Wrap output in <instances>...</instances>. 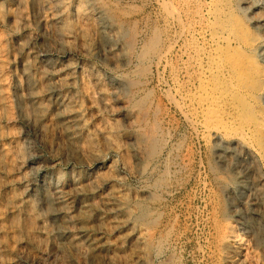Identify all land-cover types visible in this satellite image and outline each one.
<instances>
[{"label":"rangeland","instance_id":"1","mask_svg":"<svg viewBox=\"0 0 264 264\" xmlns=\"http://www.w3.org/2000/svg\"><path fill=\"white\" fill-rule=\"evenodd\" d=\"M85 1L65 0L64 11V0H0V264H90L88 254L56 237L44 193L50 186L65 190L72 181H102L113 174L122 181L127 217L133 221L140 211L145 220L133 226L146 233L142 246L108 228L113 264H229V257L236 264H264V251L253 246L243 225L247 205L236 198L250 191L255 177L230 181L218 171L211 140L202 139L197 126L207 116L225 118L232 100L240 105L242 96L227 84L239 58L264 68V32L252 26V19L264 18V0ZM96 11L119 29L122 40L106 31V42H85L91 24L98 23ZM59 16L63 21L52 24ZM217 35L229 41H215ZM113 44L128 48L118 51L123 61L118 53L102 51ZM43 50L50 54L46 66L73 67L70 96L83 109L93 106L86 118L113 130L111 137L94 133L88 147L80 135L70 150L63 145L44 103L35 99L41 66L34 56ZM258 98L246 100L237 122L264 111V93ZM125 143L134 158L122 154ZM90 150L104 157V168L95 170ZM95 258L104 264L100 255Z\"/></svg>","mask_w":264,"mask_h":264},{"label":"bare ground","instance_id":"2","mask_svg":"<svg viewBox=\"0 0 264 264\" xmlns=\"http://www.w3.org/2000/svg\"><path fill=\"white\" fill-rule=\"evenodd\" d=\"M78 1L81 2V1H85V0H78ZM162 1H164V0H162ZM86 4H87V1H85L82 5H86ZM70 5H71V3H70ZM76 6L78 9V5H76ZM256 6L250 5L249 8H252V7L254 8ZM65 7L66 6H65V0H64V4L62 6L64 11H65ZM64 14H66V13L64 12ZM72 14H73V12H72ZM96 14H99V20H97L98 23H93V24L90 23L92 26V28L90 29L91 34H90V37L85 39V42H89V43H90V41L96 42V40H98V41L101 40L103 43L106 42L105 41L106 35L104 34L106 31H110V33L112 31L114 38H116L115 40L116 41L119 40L122 37V35H120V33H119V29H117L113 24H111L109 21L104 19L101 16L100 12L96 11ZM62 18H63V16H59V18H57V17L54 18L52 24H54V25H56L58 23L60 24V22L63 21ZM95 19H97V18H95ZM252 20H253V22H252L253 28L264 32V18H255ZM219 30L222 31L221 29H219ZM107 33H109V32H107ZM220 34H221V32H220ZM229 34H227V36ZM233 34H236V33H234V31H233ZM73 36H74V34H73ZM75 36H74V39L77 38V36L76 37ZM96 36L98 39L96 38ZM232 37H234V36H232ZM213 39L215 41H221V40H226V39H227V41H229V37L224 38L222 35L221 36L217 35L216 37H213ZM121 40H122V38H121ZM241 43H242V45L244 44L245 47H249V43H247L243 40H241ZM97 45H99V44H97ZM238 45H239V41H238ZM122 46L120 44H113L112 47L107 46L106 49H104L102 51L105 53V55L106 54L113 55L115 53L117 54L118 51H120L121 49L127 48L124 45H122ZM130 47L131 46H129V48ZM228 51H230V50H228ZM164 52L166 53L167 51H164ZM231 52H232V50H231ZM246 52H247V50H246ZM226 54H228V53L226 52ZM226 54H225V56H226ZM49 55L50 54L46 50H43V51L36 53L34 56L36 64H40V66H41V67H38L39 70L36 72V74H39V76H40V77H36V78H40V85H39V92H38L39 94L35 99L37 101L40 100L42 103H44L43 105L45 106V110H46L45 112L48 114L49 121H51V125H53L56 128L55 131H57L58 134L60 135V140L62 141L63 145L65 146V144H66L70 150L71 147H73L72 146L73 140L77 136H80V135L83 137H87L85 142L88 143V147L91 144V139H93L92 135L94 133L102 135V136L111 137L113 134V132H112L113 130L110 131L108 128L107 129H105V128L99 129V128L95 127V125L93 123L94 121L92 122L91 120H88L86 118L85 113H88V111H93V106L87 108V110L83 109L84 107L82 108L80 105L75 103L74 99L70 96L71 92H73V89H74L73 83L75 82L76 74H77L74 71L73 67L64 65V66H54L51 68L50 65L46 66L45 59ZM118 55L119 56H118L117 60L119 62L123 61V57L121 56V54L118 53ZM161 55H163V54H161ZM54 56H56V55H54ZM164 57H165V55H164ZM235 57H237V56H235ZM115 58H117V57H115ZM232 58H231V60H232ZM241 59H242V57H241ZM245 60H246V58H245ZM167 61H168V59H167ZM242 61H241V63H242L241 64L240 58H239V60H237L238 68L236 66V68H237V70L235 72L236 77L233 74V72L232 73L230 72L231 74H233L232 77L233 76L234 77L233 78L230 77L228 80V83H227L228 87L230 89H232L233 92H238L242 96V98H243V99L241 98L242 101H241V99H239L240 101H238V103H240L241 106L237 103H236L237 104L236 105L235 101L232 100V103L234 104L233 108H228V110H227L228 113L225 114V116H226L225 118H222L221 120H216V119H212L209 116H207L203 119L201 118L203 120V122L199 123L200 125H197V126L199 127V130H200L199 133L201 134L202 139L205 138L206 140H211V143H212V151H211L212 163L218 168V171L220 170V171L224 172L225 174H227V176H229L230 181H234V178L244 180L250 176L255 177V181L251 185L250 191L246 194L242 193V191H240L239 195H237L236 198L239 199L237 202L238 204L239 203L240 204L245 203L247 205V209L244 210L245 214H244L243 225L253 235V246L260 249L261 251L262 250L264 251V111L260 110V112L258 113L259 109H257L258 114L256 116H254L253 114H251L250 116L247 115V118L241 122H239V121L237 122V119H236L237 117L242 115V113L245 111L247 99L258 100L259 99L258 97L264 93V68H263V66L253 62V60H251V59L246 60L245 62H242ZM31 62H32V60H31ZM67 62H68V60H67ZM217 63H218V61H217ZM54 68L56 69V71H53ZM221 69H223V68H221ZM218 70H220V69H218ZM215 71H216V69H215ZM234 71H235V69H234ZM213 72H214V70H213ZM83 73H85V71ZM86 73L89 74V71H87ZM210 75H212V73ZM224 77H225V75H224ZM80 78H81V76H80ZM90 79H92V78H90ZM37 81H39V80H37ZM96 81L101 82V80L98 78H96ZM222 83H224V82H222ZM38 84H39V82H38ZM116 84L119 85V88L121 91L124 90V88L122 86L123 84H121L120 82L116 83ZM130 87H132V86H130ZM224 87H225V85H224ZM108 90H109V88H108ZM218 90H220V89H218ZM117 93H118V90H116V94ZM97 94L99 96H103L101 92H98ZM238 97H237V99H238ZM78 100H79V98H78ZM104 100L106 101L105 103L109 102V100L106 97H104ZM172 101L175 103V105L177 107L182 108V107H180V105L177 103L176 100H172ZM42 103H41V105H42ZM251 104H248V105H251ZM87 105H88V103H87ZM106 109H108V108H106ZM217 110H219V109H217ZM224 111H226V110H224ZM219 114H220V112H219ZM184 116H185L184 117L185 120L188 121L186 115H184ZM42 119H44V118H42ZM189 119H191V118H189ZM193 123L195 125V123H197V122L194 121ZM99 126H101V125H99ZM151 139H152V137H151ZM109 140L112 142V143H110V145L114 146L115 145L114 144V142H115L114 138H111ZM82 141H84V139ZM206 143H208V142H206ZM154 145H152V148L154 147ZM122 147H123L122 148V152H123L122 154L129 157V159L134 158V153L132 152L133 149L128 146V143H125L124 146H122ZM119 148H121V147H119ZM86 149H87V147H86ZM88 153H89V157L91 158V160L93 161V163L95 165V170H97V169L99 170V169H102L105 167L104 157H102L100 154H98L94 151H91V150ZM109 154H110V152H109ZM111 170H112V167H110L108 171H111ZM96 175L98 176L99 174H96ZM45 178L46 177H43L42 180L44 181ZM122 187L123 186H122L121 179L117 175L113 174V175H110L108 177V179H105L102 181H72V182H70V185L65 190L62 187L50 186L47 189V192L44 193L46 196V197L44 196L46 205H47L48 209L51 211L49 221L51 222V225L54 227V233L56 234V237L59 240L63 241L64 243H65V240H68V242L71 246H74L77 249H79L80 251H83L84 253L88 254L89 255L88 261L90 264H96V258L95 257L96 256L99 257V255L101 256V261L104 264H113V252L111 251L113 246L111 245V243L108 240V235L110 232L116 234L117 230L118 231H124L125 232L124 240L130 241V242L134 241V243L136 245H142L143 246V244L145 242V239H146L145 228L144 227L142 228L141 226H140V228L139 227L135 228L133 226V221L134 222H137L139 220L142 221L144 219L143 218L144 216H140V211H139L138 215L133 219V221H132L130 216H129V218L127 217L126 198H125V194H124ZM228 189H229V187H228ZM243 191H246V190L243 189ZM245 198L246 199L248 198V200H247L248 202H246ZM233 200L234 199H231V202ZM242 206H244V204ZM234 210H235V208H234ZM229 211L231 212L232 210H229ZM237 218H238V216H237ZM49 221H48V223H49ZM146 222H147V220H146ZM148 223H150V221ZM142 224L143 223H141V225ZM108 228L110 229L109 233H108ZM49 230L51 231V229H49ZM53 245H54V243H53ZM132 248H130V249H132ZM225 251H227V248ZM233 251H234V249H233ZM227 261L229 262V264H236L238 259H236V258L234 259V257H231V258L229 257L227 259ZM130 264H131V262H130Z\"/></svg>","mask_w":264,"mask_h":264}]
</instances>
